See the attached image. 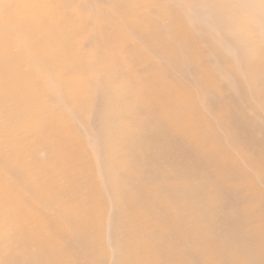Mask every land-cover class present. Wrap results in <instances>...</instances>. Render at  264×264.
Wrapping results in <instances>:
<instances>
[{"label":"rangeland","instance_id":"obj_1","mask_svg":"<svg viewBox=\"0 0 264 264\" xmlns=\"http://www.w3.org/2000/svg\"><path fill=\"white\" fill-rule=\"evenodd\" d=\"M94 1L97 3L99 0ZM123 1H128L129 6L135 4L131 0ZM179 1L182 5L180 9L189 11V16L196 25L213 32L215 40H218L219 46L225 50L231 61L246 67L251 59L258 60L253 63L257 69H253L250 77L252 87L242 89L240 97L226 90L222 91V88L219 91L215 89L210 78L214 69L209 67L212 48L204 41L196 54L201 61L200 65H196L193 59L186 56L185 62L176 66L170 53H162L161 57L155 60L158 61L156 64L159 68L164 66L160 68L163 79L159 82L156 81V70L147 62H140L142 66L134 70H128L127 67L123 69L132 80L133 93L144 101L142 112L145 117L167 133H172L179 127L178 121L175 122V118L170 117V114L175 109L189 111L187 102L171 97L168 100L171 108L156 109L155 105L144 97L151 89L162 90L167 82L176 85L174 90L179 88L189 96L197 93L198 107L194 118L207 141L201 145L191 134L180 133L184 146L197 159L196 170H201L199 175L195 172L188 174L187 182L193 190L204 187L207 191L204 198L195 204H192L194 193L186 194L184 188L177 186V170L172 164L167 162L156 172H153V165L140 164L139 175L137 168L129 165L130 157L122 150L114 149L116 137L112 132L118 123L112 117L110 103L104 100L87 102L79 110L64 106L76 124L82 142L73 138L63 140L50 133L51 122L45 123L42 120L43 114H37V131H32L33 137L27 139L24 132L17 129L21 125L17 110L8 105L3 113L0 108V141L23 140L24 150L36 153L34 159L22 160L28 166L33 165L34 161L48 162L55 143L65 144L67 150L78 147L82 155L96 163V168L91 174L85 175L77 183L74 182L76 173L66 171V167L74 165L75 169L80 171L83 166L78 165L72 157L59 159L58 165L51 171L52 175H56L53 187L58 191V195L48 209H40V212L49 210V215L61 219L64 229L68 231L62 238L64 252L58 259H48L53 263L147 264L144 258L149 256L152 258L151 264H208L213 254L219 250V253L226 255L224 264H250L257 260L258 264H264V243L261 247L251 248L243 239L232 237L227 226L216 227L210 225L214 223L206 222V219L229 224L240 221L242 228L250 233L258 223L264 221V207L257 204L264 200L253 195L249 188V183L253 181L264 189V164L261 167L256 165V160L264 157V80H257L259 69L264 66V0H236V3L232 0ZM67 2L68 0H43V4L48 6L45 19L52 25L59 26L62 25L63 16L67 12L69 19L75 24L78 23V17L73 11L63 8ZM74 2V6L84 10L86 0ZM176 10L178 9L173 11L164 4L158 10L146 12L145 15L150 16L151 21L146 25L145 31L150 33L152 27L156 26L161 35L159 36L165 39L159 37L161 42L169 41L179 48L182 43L172 32L174 23L179 22V12ZM104 16L110 19L111 13L104 11ZM0 27L3 38L6 40L7 37L12 42L9 54H21L20 47L23 50L24 40H19L14 21L0 15ZM106 29L112 31L110 26H106ZM74 41L79 45H86L80 36L75 37ZM128 44L130 45L129 42ZM187 52L189 56L195 57L191 51ZM4 60L5 53L2 52L0 61ZM133 63L139 64L136 61ZM222 66L228 68V63L224 60ZM23 68L26 70L28 66ZM247 95L251 97V101L247 100ZM55 105L58 106L57 103ZM13 129H17L15 135H11ZM97 132L101 133V139L98 138ZM37 135L44 140L39 146ZM204 149L210 150L203 152ZM9 151L10 149H6L4 153L8 154ZM231 151L236 153V158L231 159L244 166L239 168L242 174L230 171L233 169L232 161L228 159ZM153 154H156L154 149ZM0 171L5 174L0 178V190L11 189L15 177L18 178L15 170L2 164ZM147 172L155 175L147 176ZM157 186H164L159 194L153 193ZM176 186L178 188H175ZM167 188H174V191L170 194ZM30 190V185L22 186L20 194L29 198L33 195ZM93 193L97 195L96 203L91 208L92 219L85 221L86 233L74 232V206L82 211L93 198ZM250 197L253 200H250ZM228 199L231 200L230 205L227 203ZM245 214L247 217H244ZM35 220L29 218L26 222L34 228ZM42 226L40 223V227ZM42 234L45 240H57L47 227L42 229ZM14 236L9 234L1 244L12 250L9 251L6 262L0 264H42L22 252ZM248 238L250 239L249 235Z\"/></svg>","mask_w":264,"mask_h":264},{"label":"bare ground","instance_id":"obj_2","mask_svg":"<svg viewBox=\"0 0 264 264\" xmlns=\"http://www.w3.org/2000/svg\"><path fill=\"white\" fill-rule=\"evenodd\" d=\"M74 1L76 0H68L63 8L71 9L78 17V23H73L69 19V13L66 12L62 25L55 26L45 19L48 6L43 4V0H0L1 17L14 21V26L18 29L19 40H24L23 50L20 47L19 53L21 54L13 56L9 54L12 42L7 37L5 40L0 31V53H5V60L0 61V108L2 112L5 113L4 108L8 105H12L17 110L21 124L17 129L23 131L27 139L33 137L32 131H37V114H43L42 120L45 123L51 122L50 133L56 134L63 140L73 138L82 142V138L78 136L79 131L76 124L67 114L64 106L79 110L87 102L92 103L96 99L98 102L104 100L110 103L113 110L112 117L118 123L112 132L116 137L114 149L118 148L130 157L129 165H134L139 175L140 164L153 165L156 169H153V172L158 171L167 162L172 164L177 170V182L179 183L177 186L184 188L186 194L193 192L192 204H195L204 198L207 191L204 187L193 190L187 182L188 174L195 172L199 175L201 170H196L197 159L184 146L180 133L191 134L201 145L207 141L198 129L194 118L198 107L197 93L189 96L179 88L174 90L176 85L167 82L162 90L151 89L144 97L153 103L156 109L166 107L168 110L167 107H170L168 100L171 97L184 99L187 102L189 111L175 109L170 114V117L175 118V122L178 121L179 127L172 133H167L145 117L142 112L144 101L133 93L132 80L123 69L127 67L128 70H134L142 66L140 62H147L156 70V81L159 82L163 79L160 68L164 66L161 65L159 68L156 64L158 61L155 60L159 59L162 53H170L176 66L183 64L186 56L193 59L196 65H200L201 61L196 54L204 41L212 48L209 67L214 69V72L210 73V78L213 80L215 89L219 91L222 88V91L226 90L240 97L242 89L247 90L252 87L250 77L253 69H257L253 63L258 60L251 59L246 67L239 62L231 61L225 50L219 46L218 40H215L216 36L213 32L196 25L195 21L193 22L190 18L189 11L185 12L180 9L182 5L179 0H131L133 4L135 3L134 6L127 5L128 1L123 0H99L97 3L94 0H86L84 10L74 6ZM232 1L236 3V0ZM164 4L173 11L178 9L176 11L179 12V22L174 23L172 32L174 37H178L182 43L179 48L174 47L172 42H161L158 27L153 26L150 33L145 31L146 25L151 21V17L145 13L158 10ZM104 11L111 13L110 19H106ZM106 26H110L112 31L109 32ZM77 36L82 37L86 45L76 43L74 38ZM147 47L150 49L146 50ZM187 50L191 51L195 57L189 56ZM224 60L228 63V68L222 66ZM262 60L264 65V57ZM133 61L139 64H134ZM25 65L28 66L26 70L23 68ZM259 70L257 80H264V66ZM262 98L264 99V96ZM247 100L251 101L249 95H247ZM209 101H211L210 98ZM56 103L58 106L55 105ZM17 129L11 130V135H15ZM97 136L99 139L102 137L100 132H97ZM36 138L37 145H41V141L44 140L38 135ZM24 146L23 140L0 141V167L2 164L7 165L15 170L18 177H15L11 189L0 190V262H6L7 255L12 250L8 246L1 245L9 234H12L15 235L13 238L21 251L31 256L34 261L42 264H57L56 261L53 263L48 259L50 257L58 259L64 252L62 238L68 231L64 229L61 219L49 215V210L40 212V209H48L50 203L58 195V191L53 187L56 175H52L51 171L58 165L59 159L72 157L78 165L83 166L80 171H77L74 165L66 167V171L76 173L77 177L74 182L77 183L85 175L91 174V171L96 168V163L91 158L82 155L78 147L67 150L65 144L55 143L52 157L48 162L34 161L33 165L28 166L22 160L34 159L36 153L25 151ZM6 149H10L8 154L4 153ZM153 149L156 151L155 155ZM209 150L204 149L203 152H209ZM231 158H236L234 151L228 154V159L233 165L230 171L242 174L239 168H244V166L234 162ZM262 164H264V157L256 160V165L261 167ZM150 174L155 175L152 172L146 173L147 176ZM2 175L0 171V178L5 174ZM142 177L145 178V176ZM25 185H30L33 191V195L29 198H24L20 194V188ZM177 186L175 188H178ZM163 188L164 186H157L153 193L159 194ZM249 188L253 195L264 200L263 187L251 181ZM167 189L170 194L174 191V188ZM234 190L239 192L236 188ZM92 197L82 211L74 206L76 208L72 213L74 232L86 233L84 224L86 219H92L91 208L96 203L97 195L93 193ZM250 200L253 198L250 197ZM227 203L230 205L231 200L228 199ZM257 204L264 207V201L257 202ZM244 217H247V214ZM29 218L36 219L34 228L26 222ZM206 222L214 223L210 225L216 227L227 226L228 233L232 237L243 239L251 248L261 247L264 243V221L258 223L250 233L242 228L240 221L229 224L206 219ZM40 223L43 224L42 227ZM46 227L57 237V240L44 239L42 229ZM262 254L264 255V251ZM225 257L226 255H222L217 250L208 264H224ZM144 261L151 264L152 258L145 257ZM250 264H258V260Z\"/></svg>","mask_w":264,"mask_h":264}]
</instances>
